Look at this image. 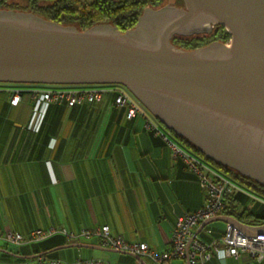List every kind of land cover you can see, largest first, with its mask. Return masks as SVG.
Instances as JSON below:
<instances>
[{"label": "crops", "instance_id": "0c3cea01", "mask_svg": "<svg viewBox=\"0 0 264 264\" xmlns=\"http://www.w3.org/2000/svg\"><path fill=\"white\" fill-rule=\"evenodd\" d=\"M1 84L0 227L27 233L52 226L77 232L109 225L129 241L163 250L172 245L177 217L205 202L197 174L175 154L172 143L196 153L145 106L160 131L148 127L144 115L127 118L114 93L96 102L51 104L42 129L33 130L26 125L31 115L27 97L12 105L10 92ZM244 192L249 197L240 207L253 208L252 216L219 215L236 218L248 234L264 231V219L255 216L263 212V196ZM204 222L196 227L200 240L222 235L225 220L214 219L201 228ZM44 254L64 264H75L78 257L102 258L107 264H153L106 246L97 236L72 240L59 231L30 243L0 241V264H52L39 261ZM207 264H264V259L244 253L214 256Z\"/></svg>", "mask_w": 264, "mask_h": 264}, {"label": "water", "instance_id": "95a60500", "mask_svg": "<svg viewBox=\"0 0 264 264\" xmlns=\"http://www.w3.org/2000/svg\"><path fill=\"white\" fill-rule=\"evenodd\" d=\"M183 1L165 18L145 8L125 31L0 9V82L122 84L165 127L264 184V0ZM201 24L224 25L229 42H172ZM214 219L244 225L218 215L201 228Z\"/></svg>", "mask_w": 264, "mask_h": 264}, {"label": "built area", "instance_id": "2783aa9c", "mask_svg": "<svg viewBox=\"0 0 264 264\" xmlns=\"http://www.w3.org/2000/svg\"><path fill=\"white\" fill-rule=\"evenodd\" d=\"M2 89L10 92V102L17 105L24 97L32 105L27 127L39 130L46 111L51 104L66 103L70 106L84 102L100 101L105 93L115 94V104L127 109L126 116L131 119L136 115L147 118V126L160 128L144 112L143 104L122 84H49V83H12L2 82ZM166 135V134H165ZM167 136V135H166ZM175 154L182 155L188 167L199 178L201 187L206 193L205 202L196 210L187 211L177 217L172 231L170 248L158 250L145 241H129L120 234H114L109 225L84 228L80 231H64L54 226L36 228L28 233L0 227V241L9 244H24L45 239L56 232H63L69 239L91 238L97 236L101 242L113 249L136 254L150 259L153 264H207L214 254L220 259L228 256L249 254L253 259H264V231L247 234L231 222L225 223L220 237L203 242L198 237L196 227L202 222L219 215L225 208V196L232 190H245L231 176L205 158L191 153L173 141ZM264 201V199L261 198ZM211 232L210 227L207 228ZM40 262L64 264L61 259L47 258L39 255ZM186 260L177 263L175 260ZM30 264V263H27ZM75 264H107L102 258L78 257Z\"/></svg>", "mask_w": 264, "mask_h": 264}, {"label": "trees", "instance_id": "16d2710c", "mask_svg": "<svg viewBox=\"0 0 264 264\" xmlns=\"http://www.w3.org/2000/svg\"><path fill=\"white\" fill-rule=\"evenodd\" d=\"M164 1L165 0H92L89 3H86L83 2V0H25L24 4H18L10 2V0H0V9L32 11L49 20H54L63 24H74L82 30L98 23H111L121 31H125L129 28H133L136 26L138 18L143 13L145 8H147L148 6L162 5ZM180 1L181 3L183 2V0ZM219 28H221V30L217 29L215 32L212 31L209 34H176L173 36L172 42L177 46L186 49H193L199 46L206 45L214 39H218L223 42H228L231 38V33L227 31L225 26L222 24H219ZM173 133L184 145L193 150V152L216 165L218 168L223 170L225 173L231 176L237 183H239L245 188V190H232L226 194L225 208L222 212H227L228 214L236 215L241 219L244 218V216H252L253 213H255L253 208H249L248 206L240 207V204H245L247 198L249 197L244 191L248 193L249 191L257 193L261 197L263 196L262 199H264V184L252 178L251 176L243 174L241 171L229 165L216 161L215 159L207 155L205 152H203L196 144L190 141L187 137L179 135L174 131ZM255 216L257 220H261L262 218L264 219V209L262 213L256 214ZM44 256L50 258L46 254H44ZM214 256L217 255L214 254L213 257ZM43 262L48 261L46 260Z\"/></svg>", "mask_w": 264, "mask_h": 264}, {"label": "flooded vegetation", "instance_id": "af4514ba", "mask_svg": "<svg viewBox=\"0 0 264 264\" xmlns=\"http://www.w3.org/2000/svg\"><path fill=\"white\" fill-rule=\"evenodd\" d=\"M179 7H185L184 1L181 3L180 0H168L162 5H159V6H148L147 8H152V9H155V10L159 9V8H162L161 9L162 11L160 12L159 16L161 18H165V17H170V16L174 15ZM217 29L221 30V28H219V24H214V25L201 24L200 26L198 25V27L196 29H194V31H198V32L193 33V34H200V33H208L209 34L212 31L215 32ZM199 30H201V31H199ZM215 40H218V39H214L212 41H215Z\"/></svg>", "mask_w": 264, "mask_h": 264}, {"label": "rangeland", "instance_id": "374dc122", "mask_svg": "<svg viewBox=\"0 0 264 264\" xmlns=\"http://www.w3.org/2000/svg\"><path fill=\"white\" fill-rule=\"evenodd\" d=\"M92 0H83V2H86V3H89L91 2ZM168 1V0H165L163 2V4ZM10 2H13V3H18V4H24L25 3V0H10ZM229 42V41H228Z\"/></svg>", "mask_w": 264, "mask_h": 264}, {"label": "bare ground", "instance_id": "6f19581e", "mask_svg": "<svg viewBox=\"0 0 264 264\" xmlns=\"http://www.w3.org/2000/svg\"><path fill=\"white\" fill-rule=\"evenodd\" d=\"M57 104V103H56ZM42 129V128H41Z\"/></svg>", "mask_w": 264, "mask_h": 264}]
</instances>
